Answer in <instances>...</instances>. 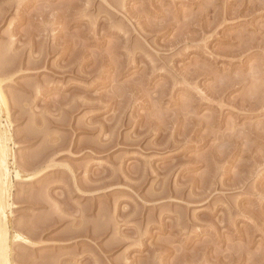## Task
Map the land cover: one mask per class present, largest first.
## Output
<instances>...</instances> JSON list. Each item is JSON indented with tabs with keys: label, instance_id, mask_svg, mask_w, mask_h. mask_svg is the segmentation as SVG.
<instances>
[{
	"label": "rangeland",
	"instance_id": "374dc122",
	"mask_svg": "<svg viewBox=\"0 0 264 264\" xmlns=\"http://www.w3.org/2000/svg\"><path fill=\"white\" fill-rule=\"evenodd\" d=\"M3 161L9 264H264V0H0Z\"/></svg>",
	"mask_w": 264,
	"mask_h": 264
},
{
	"label": "bare ground",
	"instance_id": "6f19581e",
	"mask_svg": "<svg viewBox=\"0 0 264 264\" xmlns=\"http://www.w3.org/2000/svg\"><path fill=\"white\" fill-rule=\"evenodd\" d=\"M10 156H12V153L10 154ZM4 169H5V162L3 161V162H0V171H3ZM3 202H5V201H3ZM2 209H3V203L0 201V220H1ZM3 225H0V264H9V259H8V244H7V232H6V229H4L5 227ZM1 226L3 227V229L1 228Z\"/></svg>",
	"mask_w": 264,
	"mask_h": 264
}]
</instances>
